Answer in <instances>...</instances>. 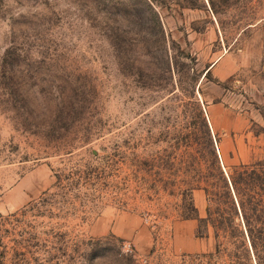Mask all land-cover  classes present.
Masks as SVG:
<instances>
[{
	"label": "rangeland",
	"instance_id": "374dc122",
	"mask_svg": "<svg viewBox=\"0 0 264 264\" xmlns=\"http://www.w3.org/2000/svg\"><path fill=\"white\" fill-rule=\"evenodd\" d=\"M215 161L264 164V0H0L1 216L59 203L42 229L95 264H230L200 258Z\"/></svg>",
	"mask_w": 264,
	"mask_h": 264
},
{
	"label": "trees",
	"instance_id": "16d2710c",
	"mask_svg": "<svg viewBox=\"0 0 264 264\" xmlns=\"http://www.w3.org/2000/svg\"><path fill=\"white\" fill-rule=\"evenodd\" d=\"M215 166L206 189L208 218L200 223L213 227L218 246L216 253L200 258H216L225 253L230 264H264V164L237 166L228 175L216 161ZM58 205L43 200L32 207L33 222L27 221L28 213L21 217L0 215V264H64L65 260L77 259L83 264H95L94 254L81 253L80 245H76L73 254L69 253L67 234L54 228L42 229L45 223L40 218H53ZM197 214L194 204H187L184 218L198 219ZM221 239L227 248L223 249Z\"/></svg>",
	"mask_w": 264,
	"mask_h": 264
}]
</instances>
